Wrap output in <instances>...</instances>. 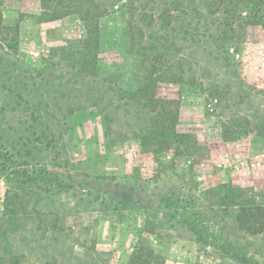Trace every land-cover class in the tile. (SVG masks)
Returning a JSON list of instances; mask_svg holds the SVG:
<instances>
[{
    "label": "rangeland",
    "instance_id": "rangeland-1",
    "mask_svg": "<svg viewBox=\"0 0 264 264\" xmlns=\"http://www.w3.org/2000/svg\"><path fill=\"white\" fill-rule=\"evenodd\" d=\"M264 0H0V264H264Z\"/></svg>",
    "mask_w": 264,
    "mask_h": 264
},
{
    "label": "trees",
    "instance_id": "trees-1",
    "mask_svg": "<svg viewBox=\"0 0 264 264\" xmlns=\"http://www.w3.org/2000/svg\"><path fill=\"white\" fill-rule=\"evenodd\" d=\"M239 229L251 235L264 233V206L241 205L236 215Z\"/></svg>",
    "mask_w": 264,
    "mask_h": 264
}]
</instances>
